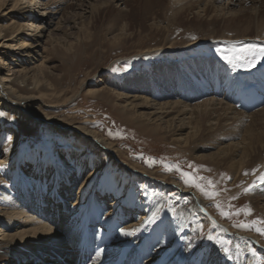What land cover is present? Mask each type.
Listing matches in <instances>:
<instances>
[{"label": "rangeland", "instance_id": "obj_1", "mask_svg": "<svg viewBox=\"0 0 264 264\" xmlns=\"http://www.w3.org/2000/svg\"><path fill=\"white\" fill-rule=\"evenodd\" d=\"M14 1L28 8L16 9L7 14L17 22L16 25L24 26L12 33V29L7 28L10 20L5 18L3 13L10 9ZM37 1L46 5L51 4L53 0ZM27 2L29 3L27 0H0V26L3 27L1 36L6 35L5 38H0V44L5 45L0 48L3 51L0 74L13 73L9 78L14 81L12 84L17 96L27 99L20 100V104L31 110L34 116L30 114V119L25 118L19 111L0 101L1 204L5 203L4 206H7L12 195L22 194L23 185L20 183L22 174L25 179L30 178L25 180L30 199L35 203L39 202L38 204L45 210V218H49L48 221L54 217L68 223L76 220L73 218L76 214L74 209L80 206L77 211L87 209L85 223L90 230L96 231L95 235H106L112 240H117V235L129 234L123 232L122 228L134 225L131 231L137 236V240L131 249H136L139 244H145L153 252L149 254L150 256L142 257L145 261L160 250L154 246L155 241L151 240L149 244L147 240L155 237L156 232L161 229L166 230L174 226L172 221L177 210L192 203L194 197L192 191H195L206 209L211 211L209 213L202 206L199 215L194 216L197 224L190 228L193 233L192 241L196 247L197 256L194 255L196 264H202L203 259L212 251L215 252V259L220 261V264H235L232 247L236 245L234 234L237 235L238 232L252 236L249 242L240 243L241 248H247L242 254V257L246 256L243 264H264V235L256 230L264 228V195L259 188L264 186V182L260 180L255 184L247 183L264 169V165L249 160L243 171L237 173L234 168L228 167L229 162L225 163L224 157L218 153V147L227 148L229 144L231 147L234 145L235 148H239L240 138L229 135L223 139L221 146H211L207 140L209 137H206L200 145L195 138L186 139L192 132L190 125L186 123L188 115L169 112V115L163 118L159 105H153L154 102L151 101V105L144 108L137 100L127 101L115 94L118 92L136 97L148 96V91L141 90V87L133 88L134 85H131L147 80L154 71L158 59L147 57L150 54L180 52L181 56L173 59L169 68L184 67L180 73L181 77L187 76L190 66L203 61L212 67L214 81L210 85L211 89L217 83L220 84L221 79L229 82L228 85L221 82L226 92L224 97H216L209 89L204 94L191 95L189 97L191 102L185 104L193 106L205 99H212L232 105L233 103L230 104L228 100L238 84H248L246 81L236 80L237 76L243 74L247 77L249 72L260 65L264 67L262 63L264 58L259 56V52L264 50V45H261L264 44V40L254 39L257 38L256 27H259L258 30L264 29L262 11L264 0H235L230 5L229 0H221L218 3L215 1L213 4L217 8H213L207 15L203 11L207 1L203 0L183 15L184 22L175 17L169 20L167 17H146V27L140 30V26H134V21H130L132 23L130 30L118 36H114L107 29V20L114 15L104 17L100 19L101 21L97 20L93 25L90 10L98 5L103 9L108 4L115 8L112 13L121 12L127 8L123 1L116 3L113 0H65L61 4L63 10L54 13L52 17L48 15L47 18L41 14L43 12L41 6L38 9L31 2L29 4ZM76 3L79 5L83 3V6L76 8L78 7ZM24 10L33 12L38 20L26 21L25 16L22 18L12 16L13 12L21 13ZM46 10L50 12V9ZM240 15H244V20H249L231 21ZM141 17L135 16L136 21H142ZM250 20L252 26H255L251 38L243 37L244 40L228 38L245 33L246 24ZM37 24L38 30L34 28ZM260 24L263 26L260 27ZM34 34L39 36L35 43L37 46L28 48ZM214 41H217L218 46L211 47L212 42L216 43ZM254 41L259 44L253 43ZM24 43L28 46L26 49L32 51L29 56L24 48L19 46ZM171 43L175 44L174 49L167 48ZM245 46V51L241 56H237L239 58L237 63H229L223 59L224 55L233 54L227 50L243 51ZM150 48L158 50L144 51ZM185 49L191 54L185 55ZM253 52L258 56V64L251 69L242 68L244 60L250 58ZM143 57H146L145 61L140 60ZM161 68L162 74L165 68ZM21 69L23 74L17 72ZM224 69L228 75L227 73L225 75ZM262 72L263 68L259 75H254L253 78L262 79ZM161 74L158 75L160 78L154 79L155 83L156 80L164 82V76ZM200 75L199 73L196 76ZM33 76L37 78L35 84L31 79ZM92 89L104 91L99 95L97 91L95 94L91 93ZM126 90L132 93H127ZM203 95L207 98L204 99ZM152 99L162 100L154 97ZM6 100L14 105L12 100ZM158 101L155 102L159 103ZM170 101L183 108V103H178L175 98H171ZM128 103H131L130 106ZM169 106L170 104L165 105L167 108L165 111H174ZM214 106L220 108L218 105ZM262 108L264 98L255 110L244 112L251 114ZM263 117L264 112L255 115V118ZM249 121L250 118L245 119L244 125ZM170 127L171 130L176 127V133L172 131L168 134ZM180 128L183 130H179ZM76 129L81 131L78 132ZM83 131H92L93 137L103 141L105 149L101 148V144L93 137L91 139L86 137ZM236 157L235 160L238 159ZM166 168H170L171 171ZM38 172L42 178L40 181H34L32 175ZM90 172L92 174L88 176ZM185 179L193 180L207 192L214 193V196L209 197L192 184H186ZM175 182L185 187L183 189L185 195L171 189ZM252 185L255 187H251ZM38 186L40 188H37ZM83 186L85 192L82 193L80 190ZM91 197L96 201L92 208L88 207V200ZM61 202H66L67 208H63ZM217 204L220 205L219 208ZM156 205H159L157 211L146 219L148 208H154ZM248 209H251V212H248ZM92 212L99 215L93 222L89 221ZM222 212L228 215H222ZM211 216L218 218L221 225L216 224ZM6 217L0 214V225L2 219ZM112 220L124 226L114 230L116 227ZM138 221L139 224L135 225ZM52 222L47 224L54 228L55 224L53 222L51 225ZM241 224L248 227L238 226ZM22 228L26 230L18 223L15 227L4 229H7V235H11L18 233ZM209 235L213 239H209ZM120 240L122 241V238ZM238 246L240 247L239 243ZM146 257L148 258L145 259ZM177 258L179 259L178 256L173 259V263Z\"/></svg>", "mask_w": 264, "mask_h": 264}, {"label": "bare ground", "instance_id": "obj_2", "mask_svg": "<svg viewBox=\"0 0 264 264\" xmlns=\"http://www.w3.org/2000/svg\"><path fill=\"white\" fill-rule=\"evenodd\" d=\"M27 1H29V3L31 2L38 9H39V6H41L40 9L43 11L41 14L45 15V17L47 18L48 15L52 17L54 13L60 12L61 10H63L61 8L62 6L61 4L65 0L63 1L53 0L51 4L47 3L46 5L39 3V1L37 0H27ZM113 1H115L116 3L123 1L122 3L125 4L127 8L122 10L121 12L116 11L115 13H112L114 12L115 8L112 7L111 5H108V4L107 6L104 5L105 7H103V9L100 7V5L93 6L90 10L92 14L91 24L93 23L94 25L95 23H97V20H100L104 17L108 18L114 15L113 18H110L107 20L108 21L107 29L110 33H113L114 36H118L120 35V33L126 34L127 30L132 25L130 21H134V24H135L134 26H140V30L146 27L147 26L145 24L146 17H151V16L167 17L168 20L171 19L172 17H175L177 18V20L179 19L181 22H184L183 15L186 12L194 9L195 6L200 4L203 0H113ZM205 1L207 2L204 4L205 6L203 7V11L207 15L208 13L211 12L213 8H217V7H214L215 5L213 3H215V1L218 3L221 0H212V1L205 0ZM234 1L235 0H229L228 5L233 4ZM76 4H78V7L76 8H80L79 6H83V3L80 5L79 3H76ZM25 8H28V7H24V6L22 7L20 3L14 1L10 9L7 12L3 13V15H5V18L10 20L9 23L7 24V28H11L12 33L21 28H24V26L20 24L16 25L15 23L17 22H14L13 18H11L10 15H7V14L11 13L13 10H16V9L22 10ZM46 9H50V12L49 11H48L49 13L46 12L47 11ZM52 11L54 12L52 13ZM262 11H264V8ZM12 16L18 17V18L19 17L22 18V16H25L26 21H34V19L38 20L37 17L33 14V12L29 10L21 11V13L19 11H15L12 13ZM135 16H142L141 18H143V20L136 21ZM130 17L131 19H127ZM243 17L244 15H240L239 17L232 18L231 21L240 22L244 20ZM246 20H249V19H245L244 21ZM251 20L248 24H246L245 33H243L240 36L228 37V38L233 39V40L238 39V38H243V37L251 38L252 36L251 33H254L255 31L254 29L255 26L254 27L252 26ZM261 26L263 25L260 24V27ZM38 27H39V24H37V26H35L34 28H37L36 30H38ZM2 28L3 27L0 26V38L3 39V37L5 38L6 35H3V37L1 36V32L3 30ZM258 29L259 27H256L255 36L257 38H254V39L264 40V29L263 28L262 30H258ZM130 34L132 35V33ZM38 37L35 34L32 35V38L30 39V43L28 45L29 47L25 43L19 45L21 48H24L25 52L28 53L27 56H29V54L32 51L31 49L29 50L26 49V46L28 48H30L31 46L36 47L37 44L35 45V43L38 41ZM244 38L242 40H244ZM211 39H215V38H211ZM5 40H12V39H5ZM214 42L216 43H213V42L212 44L210 43L211 47L218 46L216 45L217 41H214ZM253 43L259 44V43H256L255 41ZM261 45H264V44H261ZM3 46H5L3 43L0 44V48ZM17 48L19 49V47ZM167 48L174 49L175 44L171 43L167 46ZM245 48L246 46L244 47L243 51H240V50H237V51L227 50V51L235 54L236 56H239V55L241 56V53L245 51ZM151 49L158 50L156 48H150L144 51L151 52ZM178 53L180 54V52ZM184 53L185 55L191 54L188 51V49H185ZM179 54H176V52H166V53H160V54H150L149 56L147 55L148 59L149 58L158 59L157 64H159V66L156 64L155 66L156 69L154 68V71L151 73L150 77H148L147 80L146 79L142 80L140 84L138 83L131 84L130 82L129 84L134 85V87L131 86L133 88L141 87V90L148 91V94H149L148 96L143 95L139 97L137 95L136 97V96H131L129 94H123V93H118V92H116L115 94H117L119 98L120 97L125 98V100L127 101L130 99L137 100L139 101V103L140 102L142 103V106H144V108H148L149 107L148 105H151L150 102L152 101L154 102L153 105H159V109H161V114L163 115L162 116L163 118L169 115V112L171 113L176 112L177 115H180V113L182 115H188V118H186L187 119L186 123L190 125L192 132L189 134V136L186 139L191 140L195 138V141L199 142L200 145L203 143V141H205L206 137H209V139L207 140H209L210 144H212L211 146H221V144L224 142L223 139L228 138L229 135L231 137L235 136V137L240 138V142L238 143L240 145L239 148H235L234 145L231 147V145L229 144L227 148L218 147V153H220L224 157L225 163L229 162L230 165L228 167L234 168V170L237 173H240L243 171L245 164L249 160H253L257 162L258 164L264 165V117L261 119L255 118L256 114H261V112H264V108L256 110L255 112L251 114H245L247 110L246 111L245 109L242 110L243 108H241V105L238 104L239 99L245 93L243 85H241L238 90L236 87L235 92L230 96V99H229L230 101L228 100V102L230 104L233 103L232 105H229L225 102L224 103L217 102L212 99H205V97L207 98L206 95H203L204 96L203 98L205 99V100L203 99L204 100L203 102L193 105V106L186 105L185 103L190 101L189 97L191 95H196L198 93L204 94L207 91H209V89L211 90L210 93L212 92L216 97H224L226 92L224 89L222 90L223 84L221 82H224L226 85H228L229 82L228 80H226L225 82V79L224 81H222L221 79V81H219L220 84L217 83V85L212 87L211 89L210 85L214 81V77L211 74L212 67L207 65L206 64L207 62H203V61L190 66L187 70L189 72L187 76L183 75L184 77H181L182 74L180 73L182 69H184V67L181 69H178V68L170 69L169 68L171 67V64L174 61L173 59L175 58L177 59L178 57L181 56ZM1 56L3 57V51L0 49V62H1ZM140 60L145 61L146 57L140 58ZM165 60L166 61L169 60V61L163 62ZM161 67L165 68L163 69L162 74H161V69H162ZM223 67L224 66H222V69ZM242 68L247 69L251 67H248L247 65L243 64ZM223 71H225V75H226L227 70L224 69ZM17 72L23 74L22 69L17 70ZM199 73L201 75L196 76ZM12 74L13 73H10V72H7L6 74H3V73L0 74V101L2 100L9 107L19 111L25 118L27 117L30 119L31 118L30 114L32 115L31 110H27L26 106L23 107L20 104V100L26 99V97L17 96L16 94L17 91L15 87L13 86L14 84H12L14 81L13 79L9 78L11 77L10 75ZM160 74L162 77L164 76V82L156 80V83H155L154 79L158 78L159 77L158 75ZM262 75H263L262 79L261 77L260 78L255 77L252 80L260 82V85L262 86L256 89L257 90L263 89L262 91L264 92V67H263ZM31 79H32V82H34L35 84L36 79H37L36 76L31 77ZM261 81H263V83H261ZM21 82H23V80ZM96 91H97L96 89L90 90V92L94 94L96 93ZM103 91L104 89L98 90L97 92L99 93V95H102ZM127 93H132V92L128 90ZM236 96L237 98H235ZM152 97L156 99L161 98L162 100H159V101L153 100ZM14 98H17V99L15 100ZM171 98H175L178 103H183V108L181 106H178L176 102L175 103L171 102L170 101ZM6 99H9L10 101L12 100L14 102V105L8 103ZM132 100L131 102L133 103ZM257 100L258 99H256V96L254 95V97L251 99V103L253 101V103L256 106ZM155 101H158L159 103H156ZM128 104L130 106L131 103H128ZM168 104H170L169 108H171V110H174V111H168V112L165 111L167 109L165 108V105H168ZM214 105H218L220 106V108L219 107L217 108ZM22 111L24 113H22ZM247 118H250V121L244 125L245 119ZM166 120H169V119H166ZM59 121L62 122V120H59ZM76 130H78V132L81 131L80 129H76ZM179 130H181V128ZM172 131L176 133L177 128L174 127L171 130V127H170V130H168V134H171ZM91 132L92 131H86V132L83 131V133L89 139H91V137H93V134H94V133L91 134ZM93 138L96 139L95 137ZM96 142H98V144H101V148L103 147V149H105V146H103L102 140H99L97 138ZM108 151L110 150L108 149ZM236 155L238 156L236 157ZM235 157L238 159L235 160ZM262 171L264 172V169L260 170L258 172L259 174L255 175L253 179H249L247 183L255 184L259 182L261 180L260 175L264 174L262 173ZM40 172L32 175V179L34 181L41 180L42 177L39 174ZM91 174L92 172H90L88 176H91ZM29 179H25L24 176L21 174L20 183L23 185V189L21 192L22 194H20L19 196L12 195L10 201H8L6 204L7 206H4L5 203L1 204L0 202V214H4L5 216H7L4 220L2 219V223L0 225V232H1L0 235H2V240H0V264H83V261L86 257L91 260L90 263L88 264H189L188 261L189 262L191 261L190 264L197 263L194 259V255L197 256V254H195L196 247L194 246L193 244L194 242L192 241L193 233H192V230L190 231V228H193V226L197 224V221L195 222L194 220V216L196 214L199 215L198 212L199 210H202L201 209L202 206L203 208L206 209V207L202 203V200L200 199V196L197 194V192L192 191L195 198L191 195L193 197V201L191 204L185 207H179V209L177 210V213L174 216V220L172 221L174 222L173 227L166 229V230L161 229L160 231L156 232L157 235L155 237L152 236L151 238L147 240L149 244L151 243V240H153V242L155 241L154 246H156V248H160V250L159 251L157 250L158 252H156L150 258L146 257L145 259L147 258L148 259L143 261L142 257L150 256L149 254L153 252H151L150 248H148L145 244H139L136 247V249L134 250L131 249L132 245L137 240V236L133 234L134 232L132 233L131 231L135 227L133 224H132L133 226H131L132 228L130 226L128 228L127 227L122 228V226H124L123 224L120 225L117 223L116 220H112L116 227L114 230H117V228H119L120 226L123 232L129 233L126 236H123L120 233L121 234L120 236L117 235L118 236L117 240H112L110 237L106 235H105L106 237L95 235L96 231L93 229L90 230L85 223L84 216L86 214L88 215V213H85L87 209L84 208L85 209L84 211L83 210L81 211V209L80 211L79 210L77 211V209L80 208L79 205H78L79 207H75L74 209L76 211V214H74L75 217L73 218H76V220L75 219L71 220L68 223V221L67 222L64 220L61 221L59 218H55L53 216L55 219L52 218V220L48 221L49 218L48 219L45 218L46 217L45 210L40 204H38L39 202L35 203L34 200L30 199L29 192L26 189L28 188L27 183H26L27 181H25ZM37 188H40V187L38 186ZM166 188H169V187H166ZM184 188L185 187L179 182L173 183L171 187V189H176L179 193L181 192L182 194L185 195L184 193L185 190H183ZM259 188L263 191V195H264V186L259 187ZM80 192L82 193L85 192L84 186L81 188ZM259 192L260 190L258 191V193ZM5 200L7 199L5 198ZM95 202H96L95 199L91 197L88 200V207L92 208L95 205ZM61 203L63 205V208H67L66 202H61ZM257 203H260V202H257ZM158 208H159V205L154 206V208H148L149 210L146 211L147 212L146 219L149 218L154 212H156ZM207 211L211 213V211L209 210ZM98 217L99 215L97 214V212H92V215L89 217V221L93 222L97 220ZM43 218L46 220H44ZM212 218L214 222H216V224L218 223L219 225H221V223L219 222L220 220L218 218H216L215 216H213ZM52 221L55 224L54 228H51L50 225L47 224L48 222H52ZM139 221L138 223H135V225H138ZM53 222L51 223V225L53 224ZM18 223L21 224V226H23L24 229L26 230H23L22 228V230L18 231V233L15 232L11 235H7L8 234L7 229H10L11 227H15L16 224ZM4 228H7V229H4ZM132 237H134L135 239ZM251 237L252 236L250 234L245 233V232H238L237 235L234 234V243L236 245L232 247L233 249L232 252H234L233 254L235 255V264H243V260L246 259V256L242 257V254L247 250V248L246 247L241 248L240 243L242 241L247 242L248 240L251 239ZM121 238H122V241L120 240ZM83 240H84V243H83ZM238 243L240 247L238 246ZM85 245H87L88 248L85 247ZM95 247H97V249H93ZM214 254L215 252L213 251L209 252L208 256L205 257L206 259H203L202 264H220L219 263L220 261L218 262L215 259L216 254L215 255ZM176 256H178L179 259L178 258L177 260L175 259L176 262L173 263L174 262L173 259Z\"/></svg>", "mask_w": 264, "mask_h": 264}, {"label": "snow or ice", "instance_id": "obj_3", "mask_svg": "<svg viewBox=\"0 0 264 264\" xmlns=\"http://www.w3.org/2000/svg\"><path fill=\"white\" fill-rule=\"evenodd\" d=\"M259 56L261 58H264V50H261L259 52ZM223 59H225L229 63H237L238 60H239V58L235 54H232V55H224L223 56ZM257 62H258L257 61V54L255 52L252 53V55H251L250 58H246L244 60V64L247 65L248 67H255V65H256ZM166 170L171 171L170 168H166ZM260 179H261L262 182H264V174L261 175ZM185 183L186 184H192L193 186L199 188L201 192H204L205 195H208L209 197L214 196V193L207 192L201 185L194 183L193 180L185 179ZM251 187H255V185H252ZM246 191H247V189H246ZM217 207L219 208L220 205L217 204ZM248 212H251V209H248ZM221 214L222 215H228V213H224V212H222ZM238 226H240V227H248V225H244V224H241V225H238ZM256 230L258 232H260L262 235H264V228H257ZM208 238L209 239H213V237L211 235H209ZM225 251H227V250L225 249Z\"/></svg>", "mask_w": 264, "mask_h": 264}]
</instances>
